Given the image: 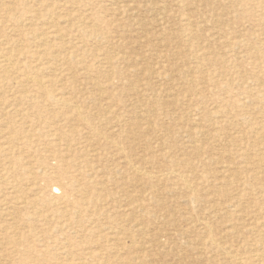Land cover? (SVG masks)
Returning a JSON list of instances; mask_svg holds the SVG:
<instances>
[{
	"label": "rangeland",
	"instance_id": "obj_1",
	"mask_svg": "<svg viewBox=\"0 0 264 264\" xmlns=\"http://www.w3.org/2000/svg\"><path fill=\"white\" fill-rule=\"evenodd\" d=\"M0 264H264V0H0Z\"/></svg>",
	"mask_w": 264,
	"mask_h": 264
},
{
	"label": "bare ground",
	"instance_id": "obj_2",
	"mask_svg": "<svg viewBox=\"0 0 264 264\" xmlns=\"http://www.w3.org/2000/svg\"><path fill=\"white\" fill-rule=\"evenodd\" d=\"M233 1V0H232ZM113 4V3H112ZM59 13V12H58ZM136 13V12H135ZM134 15V14H133ZM43 19V18H42ZM8 29V28H7ZM28 29V28H27ZM64 32V31H63ZM221 35V34H220ZM35 37H37V36H35ZM40 41V40H39ZM12 45V44H11ZM27 46H28V44H27ZM124 46V45H123ZM159 46V45H158ZM15 48V47H14ZM47 51V50H46ZM27 54V53H26ZM68 54V53H67ZM10 55H12V53H10V51H6V56H4V58L5 57H7V58H9L10 57ZM152 56V55H151ZM3 57V56H2ZM47 57V56H46ZM3 58V59H4ZM150 58V57H149ZM262 58V57H261ZM30 59V58H29ZM108 59V58H107ZM7 60H9V59H7ZM35 61H36V59H35ZM5 62V61H4ZM8 62H10V61H8ZM12 62V61H11ZM7 63V62H6ZM131 63V62H130ZM145 63V62H144ZM31 64V63H30ZM126 64V63H125ZM141 64V63H140ZM3 65V64H2ZM41 65V64H40ZM131 65V64H130ZM15 66V65H14ZM37 66V65H36ZM96 67V66H95ZM71 68V67H70ZM148 75V74H147ZM253 75V74H252ZM32 78H33V76H31ZM28 79V78H27ZM26 81V80H25ZM38 82H39V80H38ZM37 82V83H38ZM42 84V83H41ZM44 85V84H43ZM247 94V93H246ZM247 102V101H246ZM77 105V104H76ZM73 107H75V105L73 106ZM76 108V107H75ZM150 110V109H149ZM78 112V111H77ZM149 113V112H148ZM85 122V121H84ZM238 138V137H237ZM241 139V138H240ZM109 141V140H108ZM111 143H112V141H111ZM118 143V142H117ZM115 144V143H114ZM119 144V143H118ZM116 146H118V145H116ZM120 146V145H119ZM118 146V147H119ZM243 147V146H242ZM111 148V147H110ZM122 150V149H121ZM124 150V149H123ZM122 150V151H123ZM119 152V151H118ZM121 154V153H120ZM57 156V155H56ZM231 156V155H230ZM119 158V157H118ZM127 158V157H126ZM130 158V157H129ZM143 158V157H142ZM128 160V159H127ZM126 160V161H127ZM132 166V165H131ZM133 166H134V164H133ZM121 167V166H120ZM112 170V169H111ZM133 170V169H132ZM138 170V169H137ZM150 170V169H149ZM140 171V170H139ZM118 172V171H117ZM168 172V171H167ZM134 173V172H133ZM136 173V172H135ZM164 173V172H163ZM173 173H175V172H173ZM179 175V174H178ZM151 176V175H150ZM181 178V177H180ZM89 179V178H88ZM162 179V178H161ZM137 181H138V179H136ZM141 181V180H140ZM156 181V180H155ZM157 182V181H156ZM134 183V182H133ZM142 184V183H141ZM188 184V183H187ZM167 185V184H166ZM185 185H186V183H185ZM54 188V187H53ZM189 188V187H188ZM191 189V188H190ZM53 190V189H52ZM57 190V189H56ZM194 190V189H193ZM60 194V193H59ZM61 199V198H60ZM68 199V198H67ZM75 203V202H74ZM148 206V205H147ZM82 208H83V206H82ZM214 209V208H213ZM235 213H238V212H235ZM195 215V214H194ZM149 217V216H148ZM126 219V218H125ZM135 222V221H134ZM205 224V223H204ZM203 224V225H204ZM202 226V225H201ZM211 227V226H210ZM123 229V228H122ZM124 231V230H123ZM119 232V231H118ZM247 232H249V231H247ZM117 233V232H116ZM153 239V238H152ZM206 239V238H205ZM212 240V239H211ZM255 241H257V240H255ZM213 243V242H212ZM126 244V243H125ZM215 244V243H214ZM217 245V244H216ZM138 246V245H137ZM136 246V247H137ZM220 249V248H219ZM143 251V250H142ZM254 252V251H253ZM263 255V254H262ZM261 255V256H262ZM235 258V257H234Z\"/></svg>",
	"mask_w": 264,
	"mask_h": 264
}]
</instances>
